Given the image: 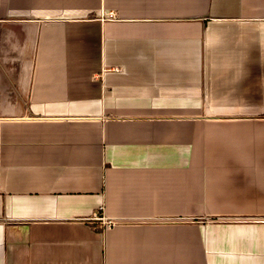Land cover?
<instances>
[{
	"label": "crops",
	"instance_id": "0c3cea01",
	"mask_svg": "<svg viewBox=\"0 0 264 264\" xmlns=\"http://www.w3.org/2000/svg\"><path fill=\"white\" fill-rule=\"evenodd\" d=\"M0 264H264V0H0Z\"/></svg>",
	"mask_w": 264,
	"mask_h": 264
},
{
	"label": "built area",
	"instance_id": "2783aa9c",
	"mask_svg": "<svg viewBox=\"0 0 264 264\" xmlns=\"http://www.w3.org/2000/svg\"><path fill=\"white\" fill-rule=\"evenodd\" d=\"M92 216H93L94 219H98V218L101 219V216H99V215L96 214V213H93ZM100 224H101V225H102V224H103V225H108L107 221H103V220L101 221Z\"/></svg>",
	"mask_w": 264,
	"mask_h": 264
}]
</instances>
